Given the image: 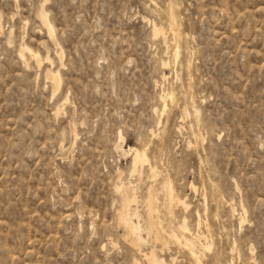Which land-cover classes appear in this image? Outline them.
I'll return each mask as SVG.
<instances>
[{"label":"rangeland","instance_id":"obj_1","mask_svg":"<svg viewBox=\"0 0 264 264\" xmlns=\"http://www.w3.org/2000/svg\"><path fill=\"white\" fill-rule=\"evenodd\" d=\"M153 256L264 264V0H0V264Z\"/></svg>","mask_w":264,"mask_h":264},{"label":"bare ground","instance_id":"obj_2","mask_svg":"<svg viewBox=\"0 0 264 264\" xmlns=\"http://www.w3.org/2000/svg\"><path fill=\"white\" fill-rule=\"evenodd\" d=\"M172 14V13H171ZM172 16H173V14H172ZM43 19V18H42ZM46 19V18H45ZM46 21H47V19H46ZM45 21V25H47V23H48V21L46 22ZM171 21H174V20H171ZM172 23V22H171ZM44 25V26H45ZM172 25V24H171ZM49 26V24L47 25V27ZM170 26V25H169ZM46 27V26H45ZM175 27V26H174ZM174 27L172 26V27H169L170 29L171 28H173L174 29ZM174 31H175V29H174ZM49 32H50V34L52 35L53 34V31H52V28H50V30H49ZM172 32V31H171ZM163 33V30L162 29H157V28H155V34L156 35H160V34H162ZM174 33V32H173ZM172 33V34H173ZM176 35V33H174V36ZM179 35V34H178ZM177 35V36H178ZM162 36V35H161ZM172 38H173V36H172ZM176 38V37H175ZM171 39V38H170ZM174 39V38H173ZM177 39V38H176ZM175 41V40H174ZM177 41V40H176ZM177 43V42H176ZM177 46V45H176ZM178 47V46H177ZM25 48H27V47H25ZM24 49V48H23ZM26 50V49H25ZM177 51H178V48H177ZM22 52H28V54L31 56V58H35L36 60H37V62H40V57L36 54V53H33L32 51H30L29 49H27L26 51H22ZM177 54V53H176ZM24 57H25V55H23ZM26 56H27V54H26ZM177 56V55H176ZM20 57H22L21 56V54H20ZM23 57V58H24ZM29 60V59H28ZM42 62V61H41ZM36 63V62H35ZM40 66V65H39ZM51 73V72H50ZM49 73V74H50ZM51 77V76H50ZM49 77V78H50ZM52 80H53V84H55V87L56 88H58V86H59V83H60V77H59V75H52ZM50 78V79H51ZM166 98V97H165ZM171 98V97H170ZM169 98V99H170ZM171 101H173V100H171ZM131 151H133L135 154H134V156H135V167H137V165L139 164V163H143V162H145L146 160H147V156H146V153L145 152H143V153H141V152H139L138 150H135V149H131ZM174 196V195H173ZM171 197V196H170ZM170 197H168L169 199H170ZM175 197V196H174ZM172 198V197H171ZM173 200V199H172ZM175 200V199H174ZM126 201H129V198L126 200ZM176 201V200H175ZM169 203H170V200H169ZM154 204H155V199L152 197V196H149V207H150V209L153 211L154 210ZM170 205V204H169ZM171 206V205H170ZM172 208V207H171ZM120 221H121V224H122V226L124 227V229H125V231H126V233H127V235H128V237H130L131 238V240H132V243L133 244H136L137 242H140V239H137L136 238V235H138V232H137V229L134 227L135 225H133V223L131 222V220L129 219V217H127V216H125V212H123L121 215H120ZM151 223V222H150ZM152 225H151V227H150V229H152V231L155 233V235H156V238H158V237H160L161 236V231H160V226H159V224L158 223H156V222H154V223H151ZM138 227V226H137ZM139 229V228H138ZM179 229H181V228H179ZM182 231L181 232H184V231H188V228L184 225V226H182V229H181ZM180 231V230H179ZM192 235V234H191ZM193 235H195V234H193ZM171 236V235H170ZM181 236H182V234H181ZM139 237V236H138ZM174 237L175 236H171V237H169L171 240H173L174 239ZM190 237V236H189ZM196 237V236H195ZM183 238V240H184V237H182ZM191 238V237H190ZM189 238V239H190ZM175 239H177V238H175ZM192 239H194V238H192ZM142 240V239H141ZM178 240V239H177ZM178 241H180V240H178ZM178 241H176L177 243H178ZM193 241V240H192ZM184 243V242H183ZM139 244V243H138ZM187 244V243H186ZM189 244H190V242H189ZM192 245V244H191ZM200 245V244H199ZM193 246V245H192ZM202 246V245H201ZM185 247V246H184ZM190 248V247H189ZM205 248V247H204ZM206 248L207 249H209L210 248V246H206ZM205 248V249H206ZM188 249V248H187ZM191 249H193V248H191ZM189 252H193L192 250H190ZM194 254V253H193ZM192 255V254H191ZM196 255H198V254H196ZM195 255V256H196ZM152 256V255H151ZM194 256V257H195ZM192 258H194L193 257V255L191 256ZM151 258V257H150ZM194 260H196L197 261V264H202V262L199 260V258L198 257H196ZM150 262H152V263H154V264H159V262L157 261V259H156V257L155 256H153L150 260H149ZM160 261V260H159ZM161 262L162 263H164V261H162L161 260ZM160 262V263H161Z\"/></svg>","mask_w":264,"mask_h":264}]
</instances>
